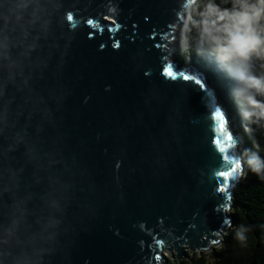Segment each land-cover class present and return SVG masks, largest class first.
<instances>
[{
    "label": "water",
    "instance_id": "water-1",
    "mask_svg": "<svg viewBox=\"0 0 264 264\" xmlns=\"http://www.w3.org/2000/svg\"><path fill=\"white\" fill-rule=\"evenodd\" d=\"M200 1L40 0L34 28V0H0V54L23 64L0 79V264H182L221 246L247 137L211 75L173 59ZM57 17L65 39L29 53Z\"/></svg>",
    "mask_w": 264,
    "mask_h": 264
},
{
    "label": "trees",
    "instance_id": "trees-1",
    "mask_svg": "<svg viewBox=\"0 0 264 264\" xmlns=\"http://www.w3.org/2000/svg\"><path fill=\"white\" fill-rule=\"evenodd\" d=\"M242 18L245 24L240 23ZM237 34L254 43H249L244 56L228 57L222 49ZM177 45L178 59L187 67H208L213 82L233 85V110L248 150L246 178L231 212L234 225L219 248L182 264H264V174L252 171L255 157L264 159V95L251 91L264 85V0H201ZM240 71L259 86L241 80ZM237 233L243 234L242 240Z\"/></svg>",
    "mask_w": 264,
    "mask_h": 264
},
{
    "label": "clouds",
    "instance_id": "clouds-1",
    "mask_svg": "<svg viewBox=\"0 0 264 264\" xmlns=\"http://www.w3.org/2000/svg\"><path fill=\"white\" fill-rule=\"evenodd\" d=\"M59 9L63 8V0H58ZM43 7V4L40 2V0H34L33 4H25L24 7H33V14H32V20L31 23L33 27L40 23L38 20L35 19L34 16V10L37 7ZM64 27V17H57L55 20L52 18L47 19L46 27L41 28L40 31L37 32V36L35 37V41L32 45L29 47V53L32 51H36L38 48V41L39 39L43 38L45 40L52 38V39H65L62 29ZM57 30H61L60 35L57 36ZM73 37L67 38L65 43V48L68 47V42L71 41ZM2 55V58H0V79L5 80L6 82H14V77L16 75H22L23 73V64H16L15 62L11 61L10 58V47L7 45L4 48V52ZM253 93H258L260 95H264V85H260L258 88H254L251 90ZM248 150H246L247 152ZM256 163L252 165V171L256 172L257 174H264V159H261L260 157H255ZM259 165V166H257ZM238 239H243L242 233H237ZM10 253H0V259H7Z\"/></svg>",
    "mask_w": 264,
    "mask_h": 264
},
{
    "label": "snow or ice",
    "instance_id": "snow-or-ice-1",
    "mask_svg": "<svg viewBox=\"0 0 264 264\" xmlns=\"http://www.w3.org/2000/svg\"><path fill=\"white\" fill-rule=\"evenodd\" d=\"M67 19L71 20L73 19V17L69 15ZM89 23H91V21H89ZM240 23L245 24L246 18H242L240 20ZM249 43H254V41L245 40L242 36L237 34L232 38L230 45L228 47L223 48L222 51L223 53L227 54L228 57L232 55H237V54L239 56H244ZM169 75L171 76L172 73H169ZM239 78L241 80H247V77L245 76L244 71H240ZM247 82L249 83L250 86H257V87L259 86L257 81L247 80ZM215 120L218 121V124L215 125L218 132L214 140V144L218 147V152L223 154L222 158L225 161H227L228 160L227 153L229 152L228 150L230 148L229 142L231 141V136L225 134V122L222 118H220L219 115L215 117ZM239 167H240L239 162H236L234 166L232 167V171H236V169ZM232 171L220 172L219 175L222 177H227L232 174Z\"/></svg>",
    "mask_w": 264,
    "mask_h": 264
},
{
    "label": "rangeland",
    "instance_id": "rangeland-1",
    "mask_svg": "<svg viewBox=\"0 0 264 264\" xmlns=\"http://www.w3.org/2000/svg\"><path fill=\"white\" fill-rule=\"evenodd\" d=\"M191 14H192V13H190L189 15H187V18H189ZM182 32H183V31H181V34H182ZM181 34H180V35H181ZM180 35H178V39H179ZM178 39H177V41H178ZM173 59H174V60H178V54H177V53L175 54V56H174ZM204 71L209 72V68H208V67H207V68L205 67ZM209 82H210L209 84H210L211 86L218 87V88L220 89L221 96H222V99H223V102H224L226 108H227L228 111H229L230 113H232V114L234 115V117H235V121H234L233 124H232V122H231V125H232V126L234 125V127H235L240 133H242V131H241V129H240L238 123H237V117H236V114H235V112H234V110H233V107H234V99H235V89H234L233 85H232L230 82H228V81H226V82L223 81V82H220V83H215V82L209 80ZM242 134H243V133H242ZM242 148L245 149V144L242 145ZM231 212H232V210H230V213H231ZM188 254H190L189 251H188ZM197 254H198V253H196L194 256H197ZM205 254H207V253H205ZM203 255H204V254H203ZM164 256L168 259L167 264H178V260H177V258H176V257H173V259H172L171 256H170V254H169V252L164 251ZM187 260H189L188 257H187L186 259H183L182 263L185 262V261H187ZM207 260H208V258H207ZM160 264H163V262L160 261Z\"/></svg>",
    "mask_w": 264,
    "mask_h": 264
}]
</instances>
